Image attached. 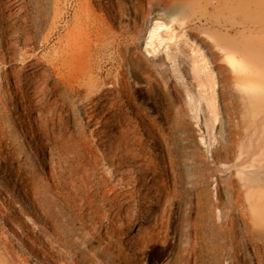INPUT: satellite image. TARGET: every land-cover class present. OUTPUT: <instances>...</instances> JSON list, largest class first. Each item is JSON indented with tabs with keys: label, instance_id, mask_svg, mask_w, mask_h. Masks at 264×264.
Instances as JSON below:
<instances>
[{
	"label": "rangeland",
	"instance_id": "obj_1",
	"mask_svg": "<svg viewBox=\"0 0 264 264\" xmlns=\"http://www.w3.org/2000/svg\"><path fill=\"white\" fill-rule=\"evenodd\" d=\"M22 4L0 10V264H264V0ZM67 55L59 67L92 72L100 88L45 80ZM46 81L82 88L87 173L73 140L54 148L33 120ZM103 92L120 101L103 104ZM91 98L109 127L84 115ZM103 135L125 137L143 166L119 159L108 176ZM146 215L129 249L128 227Z\"/></svg>",
	"mask_w": 264,
	"mask_h": 264
},
{
	"label": "bare ground",
	"instance_id": "obj_2",
	"mask_svg": "<svg viewBox=\"0 0 264 264\" xmlns=\"http://www.w3.org/2000/svg\"><path fill=\"white\" fill-rule=\"evenodd\" d=\"M23 0H0V10H7L8 14H12V15H17V14H21L22 12H24V5L22 4ZM52 2V1H51ZM1 12V11H0ZM5 12V11H4ZM52 12V11H51ZM30 13V12H29ZM44 13V12H43ZM2 15V14H1ZM11 15V16H12ZM31 15V14H30ZM5 16V15H4ZM10 16V17H11ZM9 17V16H8ZM26 16L22 17V20L25 22ZM19 29V28H17ZM21 31V30H20ZM16 35H18V32H16ZM14 36V35H13ZM24 36V35H23ZM32 36V34H31ZM30 35H26L24 37H22V40L24 43H29L31 42V40H33L31 38ZM15 37V36H14ZM21 40V41H22ZM20 41V40H19ZM72 53L75 52V49L73 48ZM83 58V57H82ZM51 59V57H50ZM71 59H73V55H67V57L65 58H61L60 56H54V58H52L51 60V65L52 66H60L58 63L59 60L61 61H66V62H71ZM84 64V63H83ZM50 67V66H49ZM81 67H83L81 65ZM57 68V67H56ZM44 75L46 78L45 80L54 77L55 76H60L61 78H67V76H73L76 78H88L89 81L91 80L93 82V88L97 87L100 88V85L98 84V81H95V76L92 72L90 71H80L78 69H75L74 67H69L67 69L64 68H60L58 69L57 72L52 71L51 69H46L44 72ZM43 78V77H42ZM72 78V77H71ZM87 79V80H88ZM45 80H43L45 82ZM43 82V83H44ZM54 85L52 87H49L46 83L42 84V89H41V84L39 86V90L41 91L38 96V103H37V109L35 112V115L33 114V116L35 117L33 120H37L42 124V127L44 129V135L46 136V141L48 143H50L51 146H53L54 148H58V145L62 146L64 149H66V141L68 140H73L76 147L79 151L78 154V158H75L76 161L74 163V166L76 168V170L79 173L88 172V166L86 164H83V161L85 160V148H86V141H85V137H86V130L85 127L83 126V122H82V115L79 113V111L76 110L75 104H74V98L76 96H78L81 93V89L82 88H77L75 87L73 84L69 83L68 81H54ZM86 89V88H85ZM37 90V89H36ZM38 90V91H39ZM114 91V89L112 90V92ZM27 92V91H26ZM29 92V91H28ZM92 91H86V94L88 95V97H90ZM111 93V91H110ZM117 93V91H116ZM105 94V95H104ZM85 95V94H84ZM102 95L105 96V98L103 99L104 102L106 104V100L108 101V99H110V101L112 102L113 105H116L118 103V101H120L118 99V95L119 94H115L112 96H108L106 94V92H103ZM93 98V97H92ZM89 99V103H87L85 105L84 108V115H86L87 117H90L91 119H99V121L101 123H103L102 125L104 126V124H106L105 128L109 127V121L107 118L104 117H100L98 114H96V101L94 99ZM29 100V99H28ZM35 102V101H34ZM33 102V103H34ZM108 103V102H107ZM100 104V103H99ZM102 104V103H101ZM100 104V105H101ZM102 104V105H103ZM111 104V103H109ZM107 104V105H109ZM106 105V106H107ZM22 106V105H21ZM112 106V105H109ZM32 107V106H31ZM102 107V106H101ZM103 108V107H102ZM25 110V109H23ZM33 110V109H31ZM30 110V111H31ZM117 108L114 109V112L112 113V117L115 116V112H116ZM117 113V112H116ZM29 116V115H28ZM118 116V115H117ZM70 121H74V122H78V125H80L79 130L74 133L71 125H70ZM25 123V122H24ZM35 123V122H34ZM40 126V125H39ZM113 126V125H112ZM41 127V126H40ZM104 128V129H105ZM112 129V128H110ZM114 129V128H113ZM116 129V128H115ZM103 130V129H102ZM108 131V130H107ZM43 135V134H42ZM107 135V134H106ZM106 135L101 136V141L103 140L106 144H108V146H110V148H107L104 152H103V157L105 159L108 160L109 162V166L106 167L104 169L105 173L109 176L108 171L109 168L116 170L119 169V167L117 168V161L119 159H127L129 158V163L132 166H136L138 168H141V164L140 162H138L136 160V156L133 154V150H130V147L128 149L121 147L120 142L122 139V141H124L125 137L121 138L120 141L112 139ZM126 135V134H125ZM123 135V136H125ZM153 135V134H152ZM154 136V135H153ZM121 137V136H120ZM127 137V136H126ZM153 138V137H152ZM68 139V140H67ZM128 139V137H127ZM126 139V140H127ZM159 140V139H158ZM44 141V140H42ZM127 142V141H126ZM70 143V142H69ZM73 143V144H74ZM125 141L123 142L124 145ZM44 144V143H43ZM72 144V143H71ZM113 146V147H112ZM112 147V148H111ZM62 148V149H63ZM47 149V148H46ZM166 150V149H165ZM227 153H235V149L233 148L232 144H230L227 148ZM51 151V150H50ZM49 151V152H50ZM53 151V150H52ZM55 151V150H54ZM68 151V150H67ZM65 152V151H64ZM72 154V153H71ZM63 156V155H62ZM41 157V155H40ZM45 158V156H44ZM47 158V157H46ZM55 158V157H54ZM139 158V157H138ZM59 159V158H58ZM51 163H53V159L52 157H50ZM61 160V159H60ZM63 160V159H62ZM255 160H260V158H257ZM67 161V160H65ZM64 161V162H65ZM62 162V161H60ZM71 162V161H70ZM119 162V161H118ZM127 164V163H126ZM242 164V163H241ZM45 166V165H44ZM54 165H51V171H50V175L53 177L56 176V174H54ZM261 166V164L259 165ZM264 167V166H262ZM236 168H239V164L236 165ZM47 170V169H46ZM63 170V169H62ZM130 170V169H129ZM139 170V169H138ZM76 171V172H77ZM103 171V172H104ZM118 170H116L117 172ZM102 172V171H101ZM100 173V183L102 186V190L105 192L107 191V184H108V179H107V175L106 177H104V173ZM115 172V174H116ZM65 173V172H64ZM68 173H70V171H68ZM10 174V173H9ZM32 174V173H31ZM58 174V172H57ZM6 175V174H5ZM233 175V173L231 174V176ZM8 177V176H7ZM57 178V177H56ZM117 178V177H116ZM229 179V178H228ZM57 180V179H56ZM231 185L235 186L234 184H237L239 181L237 179H235L234 176H232L230 178ZM111 181V180H110ZM55 182V181H54ZM112 183V181H111ZM18 187V186H17ZM20 191L24 194V196L27 198V192L26 189L22 186H19ZM234 188V187H233ZM45 191V190H44ZM43 191V192H44ZM103 194V193H102ZM238 194V193H237ZM128 195V194H127ZM203 196V195H201ZM131 197V194H130ZM133 198V197H132ZM131 198V199H132ZM257 208H259L260 210H262L264 212V201L261 203L257 204ZM118 211V210H117ZM155 211H152V213ZM115 213V212H114ZM127 213V212H126ZM132 213V212H131ZM116 214V213H115ZM150 214V213H149ZM154 214V213H153ZM117 215V214H116ZM133 215H135V213H133ZM151 215V214H150ZM140 218V217H139ZM131 219V218H130ZM150 222V217L149 216H144L141 219H137L136 216L133 217L132 223L130 224V226L128 227V236L125 239V244L128 246L129 249H136L137 246L135 244H137V231L139 227H144L147 228ZM128 225V224H127ZM121 226V225H120ZM123 226V225H122ZM151 225H149L150 227ZM126 246V247H127ZM140 247V246H139ZM141 248V247H140ZM144 248V247H143ZM139 249V248H138ZM137 249V250H138ZM142 249V248H141ZM128 250V249H127ZM141 258V257H140ZM128 259V258H127ZM137 259V258H136ZM134 260V259H133ZM141 260V259H140ZM137 261V260H136ZM131 262V261H130ZM134 262V261H133ZM138 262V261H137ZM140 262V261H139ZM148 263V262H147Z\"/></svg>",
	"mask_w": 264,
	"mask_h": 264
}]
</instances>
